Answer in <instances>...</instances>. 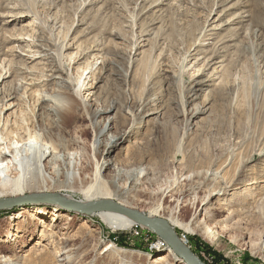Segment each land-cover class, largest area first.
<instances>
[{
    "label": "rangeland",
    "instance_id": "obj_1",
    "mask_svg": "<svg viewBox=\"0 0 264 264\" xmlns=\"http://www.w3.org/2000/svg\"><path fill=\"white\" fill-rule=\"evenodd\" d=\"M57 92L76 97L64 126L41 114L42 95ZM110 107L114 133L129 131L112 154L129 193L109 197L167 222L205 264H264V0H0V127L65 140L91 173V116ZM74 190L76 201L107 199ZM30 195L42 194L0 200ZM42 205L0 210V264H53L56 226L77 236L81 264H106L109 243L133 264L168 248L146 228L113 233L71 212L53 227L27 213Z\"/></svg>",
    "mask_w": 264,
    "mask_h": 264
},
{
    "label": "bare ground",
    "instance_id": "obj_2",
    "mask_svg": "<svg viewBox=\"0 0 264 264\" xmlns=\"http://www.w3.org/2000/svg\"><path fill=\"white\" fill-rule=\"evenodd\" d=\"M60 88L63 90L65 89L66 91L71 89L69 85L62 82L60 83ZM70 95L64 94V92H57V94L53 95V98L52 96L48 97V95H42V98L40 99L42 102V117H53L58 120L60 125L64 126L65 114L73 112V106L76 104L75 94ZM87 101H90V99H87ZM113 111L114 109H112V107L106 110H94L91 116L90 123L94 126V132H92L93 140L90 143V148L93 150V155L95 154L98 157L95 162V170L91 173L80 169V155L74 149L66 146L65 140L53 138L43 130L42 134L32 130L29 131L27 128H25V132H23L22 129L24 128L21 126H8L7 124L4 126L2 125V127H0V193H4L7 190L16 192L9 196H4V194H2L0 195V198L11 197L22 193H33L50 194L65 203L78 202L80 204H86L101 200L93 199L88 201H76L70 194L75 191L74 189H77L83 191V193H85V197L88 195L93 197L100 194L107 199H113V202L130 209L128 205L119 201L116 202L117 200L113 197H109L111 195V191L119 196H126L129 193L127 189H123L119 184V179L123 170L117 167L115 159L112 158V154L115 153L120 144L127 139V133L129 131H126L125 134L121 135L114 133L117 120L115 121L113 117L110 118V115H108ZM102 116H106L105 118L107 120L102 126H100L101 122L99 118L101 119ZM100 148L103 149V152L100 151ZM104 171H108L113 175L105 182L102 177ZM140 175L143 176L145 174L142 172L139 176ZM136 179L137 177L133 176L132 181H135ZM104 185H108L111 190L105 188ZM218 196L220 195L218 194ZM207 205H209L207 200L206 202H202L198 207V214H209V208ZM64 211L65 210H62L60 207L56 205L51 206L50 204L42 205V208H32V211H28L27 213H31L30 216L35 214V217H42L44 219L46 217L48 218L49 215L51 217V221L54 223V227L56 226L55 224L58 223V219L61 217L65 218L64 215L70 213L68 211ZM195 214H197V211ZM144 215L154 221H157L164 229L172 231V229L168 227L169 225L167 222L153 219L150 215ZM81 216L85 218L96 217L101 224L105 225V227L113 233L131 230L135 226H139L142 229L146 228L144 225L135 223L126 216L110 212H94L89 215ZM15 218H19V216H15L14 219ZM82 222L84 224H82L81 227L84 226L85 228L92 230V232L97 236V232L91 229L92 226L89 224L90 222ZM193 224L194 229L197 232L204 229L202 223L198 224L196 221ZM53 227L44 225L43 229L45 232H48V235L50 234L54 236V231L51 230ZM63 229H66V231L69 230L68 227ZM54 230L63 235V237H60L63 247L53 257V264H81L83 260L80 258L81 256H84V254L79 253V250H77L78 245L75 243L77 236H75V234L68 235V232L61 231L62 229L57 226ZM177 237L180 243L188 248V242L179 236ZM97 243L99 244L98 240ZM167 247L168 248L165 254L157 257L151 263L145 264H183V260L177 257L168 245ZM261 249H263V247H261ZM100 254L107 259L108 264H133V260L131 258V255L133 254L117 247L114 243L107 244L101 250ZM6 263L16 264L17 262L12 263L7 261Z\"/></svg>",
    "mask_w": 264,
    "mask_h": 264
},
{
    "label": "water",
    "instance_id": "obj_3",
    "mask_svg": "<svg viewBox=\"0 0 264 264\" xmlns=\"http://www.w3.org/2000/svg\"><path fill=\"white\" fill-rule=\"evenodd\" d=\"M51 204L60 207L62 210L76 213L78 215H89L94 212H110L126 216L135 223L144 225L147 229L152 231L156 236L162 239L173 251V253L183 260L185 264H205L197 258L189 248L182 245L173 231L164 229L157 221L146 217L138 210L125 208L124 206L110 200H99L80 204L78 202L65 203L50 194L30 195L16 199L0 200V210L13 209L17 207L31 205L32 203Z\"/></svg>",
    "mask_w": 264,
    "mask_h": 264
},
{
    "label": "trees",
    "instance_id": "obj_4",
    "mask_svg": "<svg viewBox=\"0 0 264 264\" xmlns=\"http://www.w3.org/2000/svg\"><path fill=\"white\" fill-rule=\"evenodd\" d=\"M115 240H116V239H115ZM116 241H117V240H116ZM116 241H115V242H116ZM117 244H118L119 246H121V247H124V245H121V244H119V243H117ZM216 260H217V259H216Z\"/></svg>",
    "mask_w": 264,
    "mask_h": 264
},
{
    "label": "built area",
    "instance_id": "obj_5",
    "mask_svg": "<svg viewBox=\"0 0 264 264\" xmlns=\"http://www.w3.org/2000/svg\"><path fill=\"white\" fill-rule=\"evenodd\" d=\"M183 240H186V238L184 236L181 237Z\"/></svg>",
    "mask_w": 264,
    "mask_h": 264
}]
</instances>
